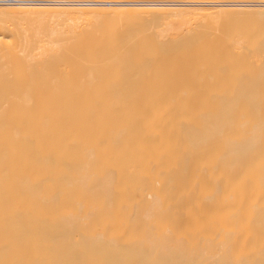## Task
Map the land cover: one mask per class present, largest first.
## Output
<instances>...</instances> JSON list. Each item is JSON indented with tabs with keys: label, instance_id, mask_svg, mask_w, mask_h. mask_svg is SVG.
<instances>
[{
	"label": "bare ground",
	"instance_id": "6f19581e",
	"mask_svg": "<svg viewBox=\"0 0 264 264\" xmlns=\"http://www.w3.org/2000/svg\"><path fill=\"white\" fill-rule=\"evenodd\" d=\"M0 47V264H264V0H0Z\"/></svg>",
	"mask_w": 264,
	"mask_h": 264
},
{
	"label": "rangeland",
	"instance_id": "374dc122",
	"mask_svg": "<svg viewBox=\"0 0 264 264\" xmlns=\"http://www.w3.org/2000/svg\"><path fill=\"white\" fill-rule=\"evenodd\" d=\"M10 43H11V42H10ZM11 45H12V44H11ZM9 46H10V45H9ZM2 47H3V46H2ZM0 48H1V47H0ZM1 49H2V48H1ZM1 49H0V50H1ZM12 53H14V52H12ZM14 54H15V53H14Z\"/></svg>",
	"mask_w": 264,
	"mask_h": 264
}]
</instances>
